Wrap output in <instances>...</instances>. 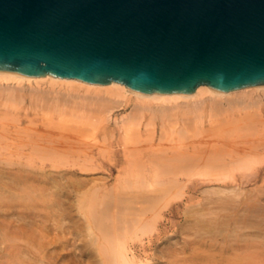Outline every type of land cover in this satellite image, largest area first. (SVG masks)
<instances>
[{"label": "bare ground", "instance_id": "obj_1", "mask_svg": "<svg viewBox=\"0 0 264 264\" xmlns=\"http://www.w3.org/2000/svg\"><path fill=\"white\" fill-rule=\"evenodd\" d=\"M42 84L51 86V89L48 91L49 93L50 91L57 93L55 89L57 87L55 86H58V89L59 87L65 88L68 94L72 96H78V94L70 93V91L73 90H76V93L80 90L89 93V97L96 98L99 100V103H102V110L99 111L101 112L99 115L105 118V122H107V120L113 121L114 125L121 131L125 142L131 134L134 138L130 136V139H138L139 136L135 137V135L141 133L142 126H144L146 130L149 129V132H153L154 128L159 126V132H162L164 135L168 129H171L170 132H173L177 128L176 126L179 125L180 129L176 132L177 136L181 137V140H179L180 143H183L180 146H183L185 141L188 142L187 139L189 140L191 138L192 142V138L203 135L202 132L204 131L200 132V129H202L208 121H213L212 126H214L213 124L216 120H210L211 116L214 117L215 115L218 121H220L219 119L221 118L222 121L217 124L227 127V124L224 125L226 123V118H217V114L230 116V118L238 116L239 119H241L243 117L244 121H235L240 124L241 121L244 122L242 125L247 123V126L250 128L257 119L258 123L261 121V124L264 123V85L247 86L229 91H221L206 84H200L192 93L188 94L157 93L139 91L117 81L96 84L76 78L58 77L50 73L39 76H28L0 70L1 105L3 108L15 110L18 106L27 101V98L32 100L35 97H40L44 92L40 87ZM45 93L47 94V92ZM43 95L45 96V94ZM97 103L98 101L95 104ZM127 106L130 107V111L122 114L120 117H112L111 113L114 109H121ZM253 115H256L257 118L252 117ZM247 116L252 119L251 126L248 125L250 124L249 121V123L245 122L250 120ZM253 119L255 121H253ZM233 120L231 119L230 122ZM87 122L89 123V121ZM230 122L227 128L224 127L225 129L222 128L223 126L221 127V125H219L221 127V129L219 127L220 131H218L217 124H215V128L211 131L210 125V129H205H209V131L205 132L202 137H204L206 133L209 139L214 135L219 137L215 138L214 136L213 139H215V141L210 140V144L205 140L208 139L206 135L204 140L207 143H202L199 140V143H201L199 145L202 147H197L194 144L188 146L187 144H189V142L185 143L186 145L183 146L184 149L175 152H164L163 150L165 149L169 150L167 149L169 146H171L170 148L172 150L179 149L180 146L174 145L175 142L171 143L174 145V148H176L174 149L170 144V142L173 141L168 137L169 139L166 145H164L166 141H163V147L159 144V140H162L163 136L161 135L159 137L158 135V141L155 143L158 142V146L160 145L161 147L159 146V148L156 146L155 149H163V153L155 154L153 156L154 158L152 157L151 159L150 156H147L151 162H149V160L148 162L142 160L140 163L141 160L139 161L138 157V160L135 161L138 164L134 162V165L138 170L141 165V172L139 173L136 169L138 174H132L129 170L130 173H124L116 177V183L112 186H109L106 180L98 181L96 176H94V174L92 175V173L87 174L82 172L88 169L103 168L107 172L106 178H109L117 167V160L113 159L111 156L106 157V160L102 158L98 164L93 162L92 166L79 165V169H74L73 171H67L61 168L68 164V160L60 158V155L68 150L72 152L70 150V146L72 145L70 144L71 141L69 143L70 137L66 138L65 141L63 140L65 136H63L62 141H60L59 138L57 139V136L54 137L56 140L48 139L46 141L41 140V138L37 141V139L35 140L34 138L35 141H29L30 150L28 151H5L0 148V264H86L87 260L84 258L85 251L79 248L74 240L78 234V230H76V228H78V221H76L75 218L82 219L84 216L98 226V231L100 233L98 234V264H264V197H261V194L258 195V192L262 193L261 191L263 188L259 190L261 187L259 188L256 186L257 189L259 188V191L256 190L258 192L255 195L253 194V189L252 193L249 194H246L249 191L245 192L246 189H243L245 195L239 185H208L204 188L197 187V185L209 182L223 184L236 182V184H240L258 178L257 164L262 161L257 157L259 151L256 153V150L252 149L254 147H251V149H244L246 145H240L241 141L246 140L245 134L243 135L244 139L242 135L241 137L239 135V139L241 138L243 140H238V136L236 135L235 139L237 140L234 142L235 139L231 138L232 133H239V131H241L239 129H243V127L238 128V130L235 129V131L238 132H233L234 126L238 123L235 124V122ZM96 123L95 121V124ZM18 124L16 126H18ZM229 125H233V127H231L232 130L229 128ZM23 126L25 127V125ZM18 128L19 127H17V130ZM250 128L243 129V133L244 130H248V132L250 130V133L253 132L254 129L251 130ZM252 128L257 129L256 126ZM191 129H196V133L199 134H190L189 131H191ZM185 130L188 131L185 132ZM18 131H20V129ZM192 131L194 133V130ZM223 131L227 135V138L229 135L231 136L228 139H231V141L234 139L232 143L226 141L230 143L229 145L237 144L235 149H233L234 147L232 148L233 150L230 148V151L232 150L233 152L229 151L228 145L226 147V143H222V140L224 139L225 141L226 139V137H224L226 135ZM230 131H232L231 134H229ZM30 132L31 131H25V134L28 133V136L25 138H29L30 134H35V132ZM178 132L180 135H178ZM213 132L216 134L221 132V135H216ZM16 133L21 134L22 132ZM183 133L185 135L189 133L187 135L189 138L187 136L186 138ZM208 133L210 135L213 133L214 135L211 137ZM153 134H155V132ZM246 134L248 136L247 138L252 139L248 133ZM48 135H51V133ZM48 135L44 137V139L49 138ZM257 135L259 136L258 138H260V140L258 139L260 141H258V143L260 144L257 145L258 143H255L254 146L257 145L259 148L261 143H263L262 137L264 133L262 137H260L259 133ZM145 136H147L146 138L149 140V136L152 137V133ZM200 136L199 138L202 140ZM221 136L223 137L222 139H220ZM253 136L255 137V135ZM2 137H4L3 133ZM183 137L185 139L184 141L182 140ZM177 138L175 140L178 141ZM217 139L221 140V142H218L219 145L215 143L218 147L215 144L212 145L215 147H210ZM74 140L76 142L79 139ZM74 140L72 139V142H74ZM204 140L202 141L204 142ZM66 141L70 144L68 145L69 148H67V144H64ZM127 141L130 142V140ZM22 142L23 141L20 143L24 144ZM75 142L74 145L77 147L81 145L80 143L82 141H80V143L77 142L79 145H77V143L75 144ZM148 142L151 143V141ZM148 142L146 146H148ZM194 142H196V139H194ZM196 143H198V141ZM93 144L96 145V142ZM123 144L125 145V149L128 148L129 150L130 148L128 154H132L131 147L134 149L137 148V146L134 147L135 145L127 147L125 143ZM204 144H209L210 148ZM252 144L250 142V145ZM88 145L86 144V146ZM97 145L99 144L97 143ZM223 145L228 149L227 151L225 148L222 150ZM238 145L244 148L238 149ZM262 145H264V143ZM249 146L247 145L246 148H250ZM145 147L142 146L141 148ZM4 148L8 147L4 146ZM82 148L85 149V147ZM141 148L140 150H143ZM66 149L67 151H65ZM79 150H81V148H79ZM133 152H135V150H133ZM71 154L74 153L72 152ZM135 154H137V152ZM129 156L131 155H128V157ZM64 157H67V154ZM131 157L134 160L133 156ZM145 159L147 158L145 157ZM76 163L77 162L73 161L72 165ZM227 164L229 167L233 166V169L234 166H237V168H244L246 170L256 168V171L251 170L237 176L230 170H225L226 167V169H228ZM134 165L132 164V166ZM222 167H224V169ZM53 168H58L59 170H54ZM136 170L134 173H137ZM261 177L263 176H260V178ZM130 181L132 184H134V182H138V184L142 183L145 188L153 186L154 184H159L160 186L161 184H168V186L170 184V186L193 184L189 190L191 192H199L200 196L195 200L194 197L196 195L188 197V202L184 203L183 208H181L183 219L170 233L162 231L157 227L159 222L157 217H153L149 221L140 222V225L138 223L139 226L137 227L135 226L137 223L133 220V223L136 224L130 226L136 227L138 231H133L132 237L136 238L138 241H130L129 239L132 237L130 238V236L122 232V229L118 228V225L124 220L122 219V221H120L122 214V212L120 213L122 210L120 206L121 203L125 205V207L123 205V209L126 208L127 210V208L131 207L128 211L131 210L132 212L130 211L127 214L133 213V215H131L134 216L137 212V210L132 209L136 207L132 204L135 201L133 202L132 200L131 202V199L128 200L127 198V202L125 201L124 203L126 199L120 198L122 194L120 189H123V183L126 182L125 184L128 183L127 185L130 186ZM135 184L136 186L134 185V188L137 187V183ZM141 185L139 184V188ZM165 185H162V187ZM83 187H86V189L81 190ZM165 187H167V185ZM127 188L131 189V187L128 186ZM165 190L167 189L165 188ZM128 191H124L125 195L128 194ZM141 191L145 193V190L143 192L141 189L135 194L139 195ZM155 191L157 192L158 190L155 189ZM129 193L131 194V191H129ZM146 193H148V191H146ZM242 194L245 196H242ZM149 197H152V195H149ZM153 197L156 201L161 200L158 199L160 198L159 196ZM118 198L122 199L123 202ZM152 198L146 199L152 201ZM117 199L120 201V205L116 202L118 201ZM142 199L145 198H141V200ZM114 201L116 206L112 205ZM137 201L138 203L140 202L139 199ZM130 202L131 206L128 205V207H126V203L130 204ZM74 203L78 205V209L74 210L72 208ZM142 204L146 208L143 200L141 201V206H143ZM111 206H115V209H112V211L110 209L112 208ZM143 208L142 211L147 210V208L145 210H143ZM114 210L116 212H114ZM140 210L141 209H138V212ZM124 212L123 210V214ZM139 213L142 214L141 211ZM127 214H125V216H127ZM143 215L144 214H142V216ZM130 218V221H132V217ZM143 218L141 217V220H143ZM178 220H180V218ZM128 221L127 219L126 225L131 223ZM118 222L119 224H117ZM145 231H151V233L154 231V233H150L151 235H149L146 241L141 238V235ZM127 232V234H130L129 231ZM89 234H91V232H89ZM150 246L154 247V250L148 253L146 249Z\"/></svg>", "mask_w": 264, "mask_h": 264}, {"label": "water", "instance_id": "obj_2", "mask_svg": "<svg viewBox=\"0 0 264 264\" xmlns=\"http://www.w3.org/2000/svg\"><path fill=\"white\" fill-rule=\"evenodd\" d=\"M0 70L157 93L264 85V0H0Z\"/></svg>", "mask_w": 264, "mask_h": 264}, {"label": "rangeland", "instance_id": "obj_3", "mask_svg": "<svg viewBox=\"0 0 264 264\" xmlns=\"http://www.w3.org/2000/svg\"><path fill=\"white\" fill-rule=\"evenodd\" d=\"M40 87L42 88V90H44V92L41 94L40 97H38V98L35 97L32 100H30L29 98H27V101H25L22 105L18 106L15 110H12V109L10 110V109H7L5 107L3 108V106L1 105V98H0V125H1L0 126V128H1L0 129V131H1L0 132V148L3 149V150H5V151H8V150H12V151L25 150V151H28V150H30L29 143L31 141H33L34 138H35V140L37 139V141L40 140V138H41V140L46 141L48 139H55L54 137L57 136L56 138L57 139L59 138V140L62 141L63 136H65V138H63V140L65 141L66 138H69L70 137L69 143L71 141L70 144H72L71 146H73V147L70 146V150L74 154H71L72 152H70L69 150L67 151V149H66L65 151H67L70 155L67 152H65L64 154H61L60 155V158H65L66 160H68V164L66 166H64V167H61V168H63V170H67V171H73L74 169H79V165L80 166L81 165H83V166H85V165L92 166V163L93 162H95L96 164H98V162L100 160H102V158H104L103 160H106V157L111 156L113 159L117 160V167L112 172V174L109 176V178L108 177L106 178L107 172L103 168L102 169L101 168L100 169L99 168H97V169H88L87 171H89V172L82 171L83 173L85 172L87 174L88 173H90V174L92 173V175L94 174V176H96V178L98 179V181L99 180L100 181H103V180L105 181L106 180V182H107V184L109 186L114 185V183H116V177H118L121 174H124V173H127L128 174L130 172L132 174H138V172H137L138 168L137 167L135 168V165H134V162L136 160H138V159H139V161L141 160L140 163L142 162V160H144L145 162H148V160H149V162H151L150 159L155 154L163 153V151L164 152H171V151L175 152L177 150L180 151V150L184 149L183 146L186 145L185 143H189L190 142L189 144H187L188 146L194 144L197 147H199L200 146L199 144H201V143H199L200 141L202 143H205L206 141L209 142L210 140H214L215 141V139H213V137L215 136L214 134H216V133H214L215 132V129H214V132H213L214 134L212 133L210 135L209 134L210 132L208 133L211 137L214 135L211 139L208 138L207 133H206V135H207V138L208 139H205L206 141L204 140V137L206 138V135L204 137H202V136L205 134V132H208L209 131V129H210L209 128V125L211 127V129H210V131H211V130H213V128H215L214 127L215 124L220 123L222 121V119L220 117L226 118L225 119V122L226 123L224 125L227 124V127H228V124L231 121V119L232 120L234 119V120L232 122H230V123H234L235 122V124L238 123V122H240V120L244 121L243 120V117L242 118L240 117L241 119H239L238 116L230 118V116H225V115H222V114H220V115L217 114L218 115L217 118L219 117L220 118L219 119L220 121H218V119L215 118L216 117L215 115H214V117L211 116L210 117L211 118L210 120H212V119H214V121L216 120V122L213 124L214 126H212L213 121L212 122L211 121H208L206 123V125L202 128L203 130L200 129V132L201 131H204V132H202L203 135H201V136L199 135L200 137H202V140H204V142L198 136V137L192 138V142H191V138L189 139L190 141L187 139L188 142L185 141L183 146H180L183 143L182 142L180 143L179 140H181V137L180 136H177V132H176L177 130L180 129V126L179 125L176 126L177 128L173 132H170L171 129H168V131L164 135L162 134V132L161 133L159 132L160 131L159 126H156L154 128V131L153 132H149L150 131L149 129H147L148 130V132H147L146 128L144 126H142L141 127V131H140L141 132L140 134H138V135L136 134L135 135V133H134L135 137H138L139 136L138 139L134 140L133 139L134 136H132V134H131L130 136L133 137V138L130 139V136H129V138L127 139V140H130V142H128L127 140L125 142V139L122 137L121 131L117 128L116 125H114L113 121L112 120H107V122H105V118H103V116L99 115L101 113L99 111L102 110L101 109L102 108L101 107L102 106L101 105L102 103L101 102L99 103V100H97L96 98L89 97V95H90L89 93H85V92H83L81 90L80 91H77V93H76V90H73V91H70V93L78 94V96H75V95L72 96V95H69L68 94V92H67V90L65 88H62V87L60 88L59 87V89H58V86H55V87H57V88H55L57 90V93L56 92H53V91H50V93H51L50 94L48 91L51 89V86L42 84ZM45 92H47V94ZM43 94H45V96ZM97 101H98V103L95 104ZM98 104H100V105H98ZM58 106H59V108H58ZM128 111H130V107H128V106L125 107V108H121V109L116 108V109H114L112 111L111 115H112L113 118L114 117H120L122 114H125ZM92 115H94L96 117H94ZM85 117H86V119H85ZM97 117H98V119H97ZM244 117H246V116H244ZM252 117H256L257 118L256 115H253ZM263 117H264V115H263ZM89 118H90V120H89ZM224 118H223V120H224ZM247 118L250 119L249 116H247ZM94 120L97 122L96 124H95V121ZM235 120L238 121V122H236ZM251 120L252 119L247 120L245 122H248L249 121L250 124H248V125L251 126ZM87 121H89V123ZM91 121H92L93 124L91 123ZM227 121H229V122H227ZM242 121H241V124L238 123L239 125L238 124H237L238 126L236 125L237 127L234 126L233 132H238V131H235V129L238 130V128H241V127H243V129H249L250 128V127L247 126V123L242 125V123H244ZM253 121H255V120L253 119ZM257 121H258V119H257ZM257 121L250 128L251 130L252 129L255 130V131L253 130L254 133L253 132L250 133V130H249V132H248V130H244V133H243V131H242L243 129L241 128V129H239L241 131H239V133H237V134H235V133L233 134L232 131H230L229 134L232 133V135H231L232 137L229 135L228 138L231 137V138H234L235 139V136L237 135L238 136V140H240L241 138L239 139V135H240V137L242 135V138H243V135L245 134V136H246L245 139L246 140L241 141V142L239 141V142H240V145H243L244 146V144H245L246 146H244L245 147L244 148L243 146L239 147L240 145H238V149L239 148L251 149V147H254L252 149L253 150H256V153L259 151V154H257V157H259L262 161L259 164H257V166H258V171H257L258 178L256 180H251V181L244 182V183H240V184H236V182H232V183L229 182L228 184H223V183H218V182L202 183L200 185H197L198 188H204V187H206L208 185L209 186H211V185L212 186L239 185V187H240V189L242 190L243 193H244V190L245 189H246L245 192L249 191L246 194L252 193V191L254 190L253 191V194L254 195L257 194V192L263 188L262 191H261L262 193L258 192V195L261 194L260 196L261 197H264V191H263L264 190V145H262L264 143V139H263V137H264L263 136V133H264V125L263 124L264 123L261 124L262 121L260 123H258ZM2 123L3 124L5 123V124L3 125ZM17 124H18V126H16ZM26 124L28 125V127H27ZM235 124H233V125H235ZM23 125H25V127ZM219 125H221V124H219ZM219 125L217 126L218 129L220 127ZM233 125L232 126L229 125L230 126L229 128L233 127ZM6 126H7V129H6ZM222 126L223 125H221V127ZM244 126L247 127V128H245ZM254 126H256L257 129L252 128ZM17 127H19L18 130L20 129V131L17 130ZM221 127H220V129H221ZM224 127L227 128L226 126H223L222 128L225 129ZM23 128H25V129H23ZM29 128H30V130H29ZM207 128H209V129L208 130H205ZM229 128H228V131H229ZM220 129L218 131H220ZM192 130H194V133H193ZM231 130H232V128H231ZM25 131H28V132L31 131L30 133H32V132L34 133L35 132V134H30L29 135V138H25V137L28 136L27 135L28 133L25 134ZM187 131L188 130H185V132H187ZM191 131H192V133H191ZM191 131H189V132H190V134H193V135H195V133L197 132L196 129H191ZM198 131H199V129H198ZM4 132H6V133H4ZM16 132H22V133L19 134V133H16ZM154 132H155V134H153ZM180 132H182V131H180ZM183 132H184V130H183ZM221 132H219L220 134L217 133L216 135H221ZM2 133H3L4 137H2ZM46 133H48V134L51 133V135H48ZM150 133H152V137L149 136L150 138L148 140V138H146L147 136H145V135H147V134L150 135ZM170 133L171 134L173 133V134L171 135ZM223 133L225 134L224 131H223ZM246 133H248L249 136L252 137V139L251 138L250 139L247 138L248 136H247ZM258 133H259L260 137L263 136L262 137L263 143H261V146H259V148L257 146V145L260 144V143H258V141L260 140V138H258L259 136L257 135ZM188 134L189 133H187V135ZM196 134L198 135L199 133H196ZM47 135H48L49 138L44 139V137H47ZM158 135H159V137L161 135L163 136L162 137V140L161 139L159 140V142H160L159 144L162 145V143H164L163 141H166L165 144H164V145H166L167 142H168V139L170 138V140L173 141V142H170V144L175 142L174 145H177V146L179 145L180 148L179 149H176V148H174V145L171 144L172 147L174 149H176V150H172L170 148L171 146L168 147V145H170V144H168L167 145L168 148L166 146L165 147L167 149H169V150H166L165 148L164 149L166 151L163 150V149H159V150L155 149L156 146L157 147L160 146V145L158 146V144H157L158 142L155 143L156 141H158L157 140ZM178 135H180V133ZM187 135L184 134L185 137ZM253 135H255V137L257 138V140H256V138ZM191 137H193V136H191ZM216 137L219 138L218 136H215V138ZM224 137H226L227 140L225 139V141H224V139H223L222 140L223 141L222 143H224V144L226 143V147L228 145L229 151H230V148L232 149L234 147L233 149H235V147H237V144L229 145L230 143H232V141L234 139L231 141V139H228L227 138V135L224 136ZM176 138L178 139V141L175 140ZM222 138L223 137L221 136L220 139H222ZM72 139L73 140L74 139H76V140L79 139L76 142L74 140V142L76 144L77 142L80 143V141H82L80 143L81 145H79L77 143V145H79V146L76 145L77 147H75L74 142H72ZM194 139H196V142L198 141V143L194 142ZM220 139L219 140L217 139L216 142H213L212 141L213 143L210 145V147L213 144L218 143L219 141L221 142ZM243 139H241V140H243ZM4 140L5 141L8 140V141L5 142ZM182 140L183 141L185 140L184 137H183ZM228 140H230V141H228ZM236 140L237 139H235L234 142H236ZM21 141H23L22 143H24V144H21L20 143ZM67 141H68V139H67ZM148 141H151V143L148 142ZM226 141L227 142H230V143H227ZM66 142H64V144H67V146L70 145V144H68V142L67 143ZM95 142H96V145L93 144ZM147 142L150 145L148 144V146H146L147 145ZM250 142H251V144L254 143V144H252L253 146L250 145ZM82 143L83 144L85 143L84 146H83ZM88 143H89V145H88ZM97 143L99 145L101 143V145L99 146V145H97ZM123 143H125L127 147L128 146L131 147L133 145H135L134 147L137 146V148L139 146L140 147L138 148L139 150L136 148L137 151H136V149H134V148L131 147L132 154L131 153L128 154L130 148H129V150H128V148L125 149V145ZM210 143L211 142H209V144ZM237 143H238V141H237ZM255 143L256 144L258 143V144L256 146H254ZM86 144L88 146H86ZM139 144H141L144 147L146 146V147L145 148H141L142 146L139 145ZM155 144H157V145H155ZM209 144H204V145H206L207 147H209ZM164 145H162V146L164 147ZM215 145L218 147L219 143H218V145L217 144H215ZM247 145L248 146L250 145L249 146L250 148H246ZM4 146L5 147H8V148H4ZM80 146L85 147V149L82 148V147H80ZM116 146H118V147H116ZM224 146L225 145L222 146L223 147L222 150H224V148H225ZM200 147H202V146H200ZM212 147H215V146H212ZM67 148H69V146ZM74 148H76V149H74ZM79 148H81L82 152H81V150H79ZM140 148L143 149V150H140ZM220 148H221V146H220ZM132 149L135 150V152H133ZM225 149H226V151L228 150L227 148H225ZM136 152H137V154H135ZM260 152H263V153H260ZM66 154H67V157H64ZM128 155L133 156L134 160L132 159L131 156L128 157ZM126 156H127V158H126ZM147 156L148 157L150 156V159H148ZM145 157L147 159H145ZM122 158H124V159H122ZM73 161H75L77 163L75 165H72V162ZM132 164L134 166H132ZM135 164H138V163L135 162ZM136 166H138V165H136ZM223 166H226V165H223ZM222 168L224 169V167H222ZM226 168H225V170H230L231 172H233L237 176L240 175V174H243L245 172H249L251 170L256 171V168L246 170L244 168H242V169L241 168H237V166H234V169H233V166H230L229 167V165H228V169H226ZM53 169L54 170H59L58 168H53ZM129 170H130V172H129ZM135 170H136L137 173H134ZM138 171H139V173L141 172V165L139 166V170ZM97 175L99 177L101 176V177H104V178H101L100 177V179H99V177ZM260 176H263V177L260 178ZM125 183L126 182L123 183V189H120V191H122V194H121V197L120 198L126 199V200H124V203H125V201L127 202V198H128V200L131 199L130 200L131 202H132V200H133V202L134 201L136 202V203L135 202L132 203V204H134L136 206L135 208L133 207L132 209L137 210V212L135 211L136 214H137V218H136V214L134 216H132L133 213H131L132 215L131 214H127L128 212L131 211V210L128 211V209H131V207L127 208V210H126V208L123 209V205L124 204L121 203V205H120V203H119L120 201L121 202H123V201H122V199H119L118 198L120 201L117 199L118 201H116V202L119 203V205L122 208V210L120 211V213L122 212V214H121V220L120 221H122V219H124L123 220L124 222L122 221L120 223L121 224L120 225L119 224L120 221H119L117 224H119L118 225V228L119 229H122V232L125 233L126 235L130 236V238L132 237L133 231H135V230L138 231V229L136 227L140 225V222L142 223V222H145V221H149L153 217H157V220H159V222L157 224V227L159 229H161L162 231H167V233L172 232L177 227V225L182 221V219H183L182 212H181V208H183L184 203H187L188 202V200H187L188 197L189 196H192V195H194V196L196 195L194 197V200H195V199H197L200 196V193L199 192H191L189 190L192 187L193 184H185L183 186H175V185L170 186L171 184L168 186V184H166L167 187H165L166 186L165 184H161V186L159 184L158 185L157 184H154L153 186H149V187H146L145 188L142 183H139L140 185L142 184L140 186V188H139L138 182H134V184H132V182L130 181V184H131L130 186L127 185L128 183L127 184H125ZM135 183H137V187H136L137 189L134 188V185L136 186ZM261 183H263V184H261ZM162 185H165V186L162 187ZM127 186L128 187H131V189L130 188L128 189ZM256 186L259 187V188L261 187V188L260 189L258 188L259 189L258 190L256 188ZM165 188L168 191L165 190ZM84 189H86V187H83L81 190H84ZM141 189L143 190V192L145 190V193H142V191H141L142 194L140 193L139 194L140 196L138 194H135V193L139 192V190H141ZM147 189H149L150 191L147 190ZM155 189L158 190L159 192L158 191L156 192ZM249 189H251V190H249ZM128 190L131 191V194L129 193ZM256 190H258V191H256ZM124 191L125 192L128 191V194L125 195ZM146 191H148V193H146ZM193 193H195V194H193ZM244 194H242V196H245L246 195V194L245 195ZM253 194H251V195H253ZM137 195L140 198H138ZM149 195L150 196L152 195V197L153 196H155V197H158L159 196L160 198H158V199H161V200H158L157 199L158 201H156L154 197L153 198L152 197H149ZM162 195H163V197H162ZM130 196H131V198H130ZM134 196H135V198H134ZM141 198H145V199H142V200H143V202H144L147 210H145L146 208L144 207L143 204H142L143 206H141V201H142ZM146 198H149V199L152 198L153 200L151 201V200L146 199ZM136 199L137 200L139 199L140 202L138 203V201ZM146 200H149V201H146ZM131 202H130V204H128L129 202L126 203L127 204L126 207H128V205L131 206ZM115 204L116 203L114 201V203L112 205H115ZM137 205H138V208H137ZM115 206H111L112 207V208H110L111 211H112V209H115L114 208ZM117 207L119 209H121L119 206H117ZM124 207H125V205H124ZM72 208L74 210L75 209H78V205L74 203V205L72 206ZM142 208L145 211H142ZM119 209H118V211H119ZM138 209H141L140 211L142 212V214H144L143 216H142L141 213H139L140 211L138 212ZM123 210L125 211L124 214H123ZM154 211H155V213H154ZM114 212H116V211L114 210ZM125 214H127L128 217L125 216ZM146 214H147V216H146ZM148 214H150V215H148ZM129 216L132 217V221H130L131 218ZM141 217L142 218L144 217L145 219L143 218V220H141ZM147 218H149V219H147ZM179 218H180V220H178ZM125 219H126V221H125ZM127 219L129 220L128 222H131L130 224L128 223V225H126L127 224ZM75 220L78 221V228H76V230H78V232H77L78 234L76 235V238L74 239L75 240V243L79 246V248H82L85 251L84 252V258L87 260L86 261V264H98V234H100L99 231H98V226H96L90 219L86 218V216L82 217V219H76L75 218ZM133 220H134V222L137 223V225H135L136 227H132L133 224H136V223H133ZM160 221H161V223H160ZM138 223H139V225H138ZM130 225H132V226H130ZM120 227H122V228H120ZM125 227H127V228H125ZM127 231H129L131 235L130 234H127L128 233ZM89 232H91V234H89ZM150 233H151V231H145L141 235L142 236L141 238L144 241H146L148 239L149 235H151L152 233H154V231L151 234ZM129 240L130 241L131 240L138 241L136 238H133V237L131 239H129ZM153 250H154V247H152V246H150L149 248L146 249V251L148 253H151Z\"/></svg>", "mask_w": 264, "mask_h": 264}]
</instances>
